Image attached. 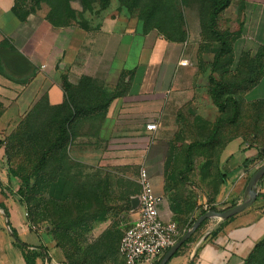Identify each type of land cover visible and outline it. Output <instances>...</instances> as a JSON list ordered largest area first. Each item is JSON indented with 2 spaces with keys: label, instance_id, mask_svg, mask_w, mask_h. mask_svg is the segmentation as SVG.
<instances>
[{
  "label": "rangeland",
  "instance_id": "1",
  "mask_svg": "<svg viewBox=\"0 0 264 264\" xmlns=\"http://www.w3.org/2000/svg\"><path fill=\"white\" fill-rule=\"evenodd\" d=\"M51 1L56 3L57 8L53 18L64 22L62 26H55L49 20ZM246 1L231 0L215 20V27L219 30H235L240 24L243 26L233 41L232 52L221 58L213 71L216 77L218 74L224 75L221 77L222 83L231 85L229 90H233L239 110L237 115H233L230 108L220 113L209 94L211 63L219 48V43L208 28L210 0H16L20 16L38 13L56 28L75 29L77 39L82 41L85 31L95 32L105 19L127 21L126 30L136 23L139 39L147 30H156L176 41H189V46L199 59L197 64L204 74V80L198 84L197 99L178 111L177 129L173 137L157 144L163 157L153 161L150 173L152 181L155 178L163 183L170 207L176 210L173 221L180 235L203 211L215 205L212 195L222 181L219 153L232 137L241 135L247 144L257 148L255 160L264 163V102H251L245 98V89L250 83L246 81L249 64L244 65L246 59L259 48L260 38L254 36L264 33V27H250L249 22H245L244 12H250L255 6V2L245 4ZM68 5L73 12L69 11ZM84 51V46L78 50L76 67L81 64L79 59ZM204 54L208 59L206 61L201 59ZM242 56L245 61H240ZM67 66L64 71L69 69ZM238 66L239 69L234 71ZM83 70H77V75L81 73L77 83H70L66 74L62 76L69 86L66 90L62 86L64 100L60 105H50L45 96L44 100L35 101L33 106L27 108L24 115L15 118L11 133H1L4 136L2 142H7L6 162L9 170L15 173L14 189L18 199L19 186L23 180H29L31 192L27 193V198L21 199L29 222L36 229L46 225L51 229L58 225H61L60 228L68 227L70 238L65 239L61 247L55 244L61 252L63 264H123L118 249L119 240L124 230L135 222L129 216V199L124 204H108L107 200L104 201L106 194L104 198L100 197L101 182L119 181L120 172L95 167L96 153L102 145L93 149L90 136L78 139L76 135L78 132L92 134L97 125L91 120L105 115L108 106L104 108V103L109 96L125 93L129 72H123L120 83L114 92H110L112 88L109 85L93 82L83 74ZM65 117L68 118L65 140L51 151L45 163L40 164L43 150L55 139L58 125ZM219 117L225 121L213 132ZM84 118L88 119V123H84ZM229 118L234 121H229ZM81 141L82 145L79 144ZM84 144L89 145V151ZM188 146L191 147L188 149ZM94 185L97 190L93 188ZM139 191L140 188L137 194ZM210 220L217 218L207 219L190 236V241L180 254H185L205 232ZM48 235L54 241L51 234ZM30 241H39L36 233L31 234ZM251 264H264V250L259 259Z\"/></svg>",
  "mask_w": 264,
  "mask_h": 264
},
{
  "label": "crops",
  "instance_id": "2",
  "mask_svg": "<svg viewBox=\"0 0 264 264\" xmlns=\"http://www.w3.org/2000/svg\"><path fill=\"white\" fill-rule=\"evenodd\" d=\"M249 2H255V6L250 12H244L245 22H249L250 27L263 28L264 0H247L245 4ZM13 5L14 0H0V45L22 54L30 67L23 74H14L0 58V204L8 212L5 215L0 208V264H27L23 251L38 250L39 246L43 247L44 255L36 258V264H45V261L63 264L61 252L47 230L36 229L30 224L24 206L15 195V179L6 162L7 142H2L4 136L1 133H11L15 118L24 115L27 108L35 101L44 100L45 96L50 105H60L64 100L62 76L66 74L70 83H77L81 77V73L77 75L80 68L93 82L109 85L110 92H114L120 83L123 72H129L125 93L111 100L105 115L91 120L97 125L92 134L78 132L76 135L78 139L90 136L93 149L102 145L96 153L95 167L120 172L119 181L101 182V199L106 194L104 201L108 204H124L128 198L132 207L129 216L136 220L137 210L131 200L140 188L138 169L145 166L155 194L161 197L157 204L160 219L173 221L176 210L170 207L163 183L155 178L152 181L150 173L153 161L163 157L157 144L173 137L178 111L197 99L198 84L204 80L197 64L199 59L189 41L168 40L156 30L143 33L139 39L136 23L126 30L127 21L118 19L103 20L95 32L85 31L82 41L77 39L75 29L56 28L38 13L20 21L12 12ZM254 38H260L262 45L264 33ZM82 46L85 51L79 59L81 64L76 67L77 52ZM201 59L208 60L205 54ZM182 61L187 64L181 65ZM66 64L69 69L64 71ZM245 98L251 102L264 100V79L249 89ZM84 119V123H88V119ZM149 122L157 125L154 133L145 129ZM83 146L90 150L88 144ZM257 156V148L247 144L241 135L224 145L219 154L223 180L212 195L216 207L223 209L231 202L243 200L249 177L263 164L255 160ZM93 188L97 190L96 185ZM257 191L264 193V178ZM10 226L26 243L25 249L16 245ZM211 230L219 232L214 236ZM32 233H36L39 241H30ZM263 238L264 197H260L225 222L210 220L205 232L189 250L185 254L179 253L168 264H188L195 254V264H243L255 244Z\"/></svg>",
  "mask_w": 264,
  "mask_h": 264
},
{
  "label": "trees",
  "instance_id": "3",
  "mask_svg": "<svg viewBox=\"0 0 264 264\" xmlns=\"http://www.w3.org/2000/svg\"><path fill=\"white\" fill-rule=\"evenodd\" d=\"M230 1L231 0H210L211 13H210V18H209L208 28H209L213 38L219 43V48H218V51L216 52V54L214 56L213 62L211 63L212 73L208 77V82H209V94H210V96L212 98V101H213L214 105L217 107L218 111L223 114V113H225L227 111L228 108H230V110L232 111L233 115H237L239 113L238 102L235 99V97L233 96V90H229V87H231V85H229V84L227 85L226 83H222L223 80H221V77L224 76L223 74L222 75L218 74L217 75L218 77L213 75V71H214V68H215L214 66L216 65V63L221 58H223L224 56H226V55H228V54H230L232 52V50H233V41H234V39L237 36H239V34L242 31V25L241 24L238 27V29H235V30L234 29L219 30V29H217L215 27L216 18L228 6ZM50 4L52 6V13L50 12V14H49V20L55 26L64 25L65 24L64 22L56 21L53 18V12L55 11V8H56L55 4L56 3H53V1H51ZM71 10L72 9L69 6V11L73 12ZM19 11L20 10L17 7L16 0H14V5L12 7V12L14 13V15L20 21H24L28 14H26V15H24L22 17V16L19 15ZM154 28H156V27H154ZM156 29H158V28H156ZM148 31L149 30H147V32ZM144 33H146V32H144ZM163 37L168 39V40L176 41L175 39H171V38H169L167 36L165 37L164 35H163ZM242 57L244 59L241 58L240 61L241 60L245 61V57L244 56H242ZM0 58L3 60L4 64L14 74H23L30 67V64L28 63V60L22 54H20L18 52L10 51L6 47H4L3 45H0ZM246 64H249V75L247 76L246 81L248 83H250L249 87L245 89V91L247 92L254 85H256L261 79H264V42H263L262 45L259 46V48L257 49V51L254 53L253 56H251V57L246 59L244 65H246ZM238 69H239V66L234 71H236ZM224 84H226L227 86L224 85ZM61 85L63 86L64 90H66L68 88V86H69V84L67 83L65 78L61 79ZM224 95H225V97H224ZM116 96L117 95L115 93H113L111 96H109L105 100L104 108H107V106L110 104L111 100L113 98H115ZM258 101H263L264 102V100H261V99L258 100ZM253 102H256V101H253ZM67 119L68 118L65 117L63 120L60 121V123L58 125V131H57V135H56L55 139L43 150V152L41 154L40 164L45 163L46 160H47V157L49 156L51 151L56 146L61 145L62 142L65 140L66 135H67V133H66L67 130H66L65 123L68 121ZM230 119L231 118H229V121H232V122L234 121V120H230ZM224 121H225V119H223L222 117H219L216 120V122H215V126L213 128V132L216 130V127L221 125ZM190 147L191 146H188V149ZM9 173H10L11 176L15 175V173L12 170H9ZM221 176H222L221 180H223V175L221 174ZM0 186H1V183H0ZM28 192H31V186L29 185V180L25 179V180H23V183L19 186V188L17 190V194L20 197V199H18V201H19V203L21 205H22L21 199L24 198V197L27 198V196H28L27 193ZM260 197H264V193L259 191L257 193V197H256L255 201H257L258 198H260ZM236 203L237 202H231L227 207L233 206ZM129 207H130V209L132 208L131 204L129 205ZM227 207H225V208H227ZM0 208L4 210L5 215H8L7 209L5 208L4 205L0 204ZM209 209H216L217 210L218 207L213 205V206H210ZM203 213H204V211H203ZM27 215H28V212H27ZM231 218H233V217H231ZM231 218H229V219H231ZM229 219L223 220V222H225V221H227ZM206 222H207V220H204L199 225V227L196 229L195 232H197ZM191 223L188 225V227L191 226ZM60 226L61 225H58V226H56L55 228H52V229L48 225H46L45 227H48V231L47 232L51 234L52 238L55 241L56 246H60L61 247V244L63 243V241L65 239H67V238H70V232H69L68 227L60 228ZM10 230L12 232V236L14 238V241H15L16 245H18L22 249H25L26 243L22 242L19 239L15 229L10 226ZM218 232H219V230L213 231L212 235L215 236V235L218 234ZM181 235H179V237ZM179 237H178V239H179ZM191 237L182 244V246L178 249V251H176V253L173 255V257L177 256L180 253L181 249L190 241ZM118 247H119V245H118ZM37 249L38 250H34V251H23V255H24V258H25V261H26L27 264H36V258L44 255L43 252H42V249H43L42 246H39ZM263 250H264V238L261 239L259 242H257L255 244L254 248L249 253L247 258L244 260L243 264H251L254 260L259 259V257L261 256ZM196 259H197V254H195L193 256V258L190 260V262L188 264H195ZM121 260H122V258H121ZM158 261H159V259L156 262H154V264H157ZM122 263H123V260H122Z\"/></svg>",
  "mask_w": 264,
  "mask_h": 264
},
{
  "label": "built area",
  "instance_id": "4",
  "mask_svg": "<svg viewBox=\"0 0 264 264\" xmlns=\"http://www.w3.org/2000/svg\"><path fill=\"white\" fill-rule=\"evenodd\" d=\"M186 64V61L181 62V65ZM145 129L154 133L157 125L149 122ZM138 184L137 218L124 230L119 241L118 249L123 264H153L180 235L174 221L164 222L160 219L157 204L161 197L155 194L148 171L143 166L138 172ZM45 229L48 231V227L43 226L42 230ZM45 264H48L47 261Z\"/></svg>",
  "mask_w": 264,
  "mask_h": 264
},
{
  "label": "water",
  "instance_id": "5",
  "mask_svg": "<svg viewBox=\"0 0 264 264\" xmlns=\"http://www.w3.org/2000/svg\"><path fill=\"white\" fill-rule=\"evenodd\" d=\"M264 177V163L261 164L249 177L247 185L244 190L243 200L239 203H236L233 206H229L222 210L209 209L199 217L195 219V221L191 224V226L176 240V242L171 245L165 253L161 256L157 264H167L173 257V255L178 251V249L182 246V244L189 239V237L196 231L199 225L207 219L217 218L219 220L229 219L236 214L240 213L250 205H252L257 197V186L260 180ZM132 206L134 209L138 207L139 199L138 197H134L131 200Z\"/></svg>",
  "mask_w": 264,
  "mask_h": 264
}]
</instances>
